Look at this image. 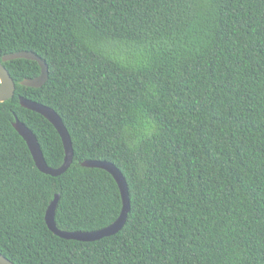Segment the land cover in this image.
<instances>
[{"label":"trees","instance_id":"trees-1","mask_svg":"<svg viewBox=\"0 0 264 264\" xmlns=\"http://www.w3.org/2000/svg\"><path fill=\"white\" fill-rule=\"evenodd\" d=\"M16 85L0 103V253L14 264H264V0H0V62ZM54 109L72 141L63 174L41 172L13 126L36 136L51 168L65 151L54 126L21 107ZM130 212L98 241L62 231L110 226L117 182Z\"/></svg>","mask_w":264,"mask_h":264},{"label":"water","instance_id":"water-1","mask_svg":"<svg viewBox=\"0 0 264 264\" xmlns=\"http://www.w3.org/2000/svg\"><path fill=\"white\" fill-rule=\"evenodd\" d=\"M18 59H27L30 61H35L38 63L41 69L40 75L38 77L32 79H24L20 82V85L25 87L40 88L48 80V66L46 62L35 53L28 51H21V52L5 55L3 56L0 62V103H4L10 100L11 98H13L16 92L15 82L4 64ZM19 101L21 107L36 112L41 116H43L45 119H47L57 130L63 143V147L65 151V158L63 164L56 169L49 167L43 157L36 136L32 133V131H30L28 127H26L24 123H22L19 119L16 118L15 122L13 123V126L27 143L37 168L41 172L53 177H57L63 174L68 170V168L73 163L74 150H73L70 134L66 126L64 125L62 118L54 109L48 106L42 105L40 103L22 97L20 98ZM81 165L86 168L103 169L107 171L109 174H111L112 177L115 179L120 189L121 198H122V209L118 219L115 222H113L110 226L93 232H81V231L69 232V231L59 230L55 223V212L59 202V195L56 194L53 201L50 203V205L46 210L45 221L48 228L55 235L63 239L77 240L84 242L98 241L102 238L115 235L124 226L128 214L130 212L128 185L123 174L112 163L103 162V161H84ZM0 264H14V263L0 253Z\"/></svg>","mask_w":264,"mask_h":264}]
</instances>
